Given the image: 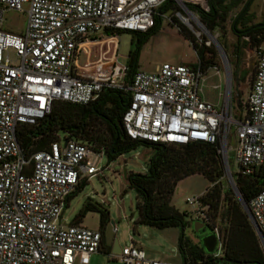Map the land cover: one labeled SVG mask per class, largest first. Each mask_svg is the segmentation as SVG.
I'll list each match as a JSON object with an SVG mask.
<instances>
[{
  "label": "built area",
  "instance_id": "2783aa9c",
  "mask_svg": "<svg viewBox=\"0 0 264 264\" xmlns=\"http://www.w3.org/2000/svg\"><path fill=\"white\" fill-rule=\"evenodd\" d=\"M164 1L0 0V264H75L87 254L103 252L98 228L61 218L75 184L101 169L102 149L81 139L66 138L63 143L57 138L46 149L26 155L15 139L17 126L35 123L53 100L83 104L105 88L126 90L129 100L121 125L129 138L158 144H217L223 171L230 175H250L264 167V44L252 49L253 75L239 118L228 115L225 93L219 107L202 97L200 81L208 68L218 74L215 64L201 70L198 63L162 62L150 71L136 68L128 80L125 64L115 61L92 74L75 72L78 44L84 38L114 29L144 32ZM172 2V16L197 44L209 46L207 35L213 34L197 17L190 23L180 18L195 12L186 3L206 11V0ZM7 11L25 13L21 32L2 27ZM230 128L234 172L226 157ZM185 202L204 217L198 196L186 197ZM244 204L254 233L262 237L264 185ZM103 253L122 264H180L146 258L130 238L128 245Z\"/></svg>",
  "mask_w": 264,
  "mask_h": 264
},
{
  "label": "trees",
  "instance_id": "16d2710c",
  "mask_svg": "<svg viewBox=\"0 0 264 264\" xmlns=\"http://www.w3.org/2000/svg\"><path fill=\"white\" fill-rule=\"evenodd\" d=\"M251 0H206L208 9L203 11L195 4L186 3V7L194 10L204 27L212 31L222 29L223 21L232 9L237 10L229 18V28L234 35L230 44V55L236 65L244 48L253 49L264 43V21L252 22L253 13L248 10ZM171 7L172 0L158 5L152 16V23L144 32L130 31L129 43L132 47L127 51L125 59V78L138 68L137 59L140 47L147 38L154 34L160 26L161 16ZM170 22L189 41L194 51L196 62L201 70L215 64L217 52L213 45L197 44L191 33L184 31L177 20L170 15ZM129 30H106V33ZM226 53V45L217 40ZM244 71H240L242 78ZM253 75V69H252ZM250 78V82L252 79ZM129 100V93L122 89L105 88L98 96L87 103H71L64 100H53L49 111L33 124H19L15 130V139L22 152L29 155L33 151L46 149L50 142L57 140V132L63 138H76L92 143L96 150L102 149L106 162L113 160L123 152L141 144L150 149L144 173L128 172L124 175L126 186L136 193L134 203L136 218L133 225L151 226L156 229L179 227L176 239V250L180 264H264V249L254 233L247 215L230 188L221 184L223 167L217 144L204 141H187L180 144H158L146 140L129 138L121 125V114ZM244 106V104H243ZM240 115H236L239 118ZM193 173L200 174L208 185L198 195L200 206L204 207L201 221L214 231L219 242L220 253H204L199 242L192 243L183 235L185 212L178 211L169 203V197L176 182ZM233 185L244 203L264 185V167H260L250 175L231 173ZM86 182L80 179L66 198L76 194ZM220 209V210H219ZM88 211L98 213V230L100 245L104 242L103 230L108 222V212L100 203L85 198L73 215L70 223L81 222ZM220 214L226 227L222 234L213 224ZM264 242V233L262 234ZM104 251L103 252H107Z\"/></svg>",
  "mask_w": 264,
  "mask_h": 264
},
{
  "label": "rangeland",
  "instance_id": "374dc122",
  "mask_svg": "<svg viewBox=\"0 0 264 264\" xmlns=\"http://www.w3.org/2000/svg\"><path fill=\"white\" fill-rule=\"evenodd\" d=\"M237 8L228 12L223 21L222 29L214 28L210 31L216 41H222L226 45V53L223 51L224 57L222 58L218 54L216 55L215 65L219 69L218 74L215 73L213 68H208L200 81L202 97L212 103H216L218 107L221 105L222 97L225 93L224 99L227 104V113L233 118H236V115H240L243 111L244 99L249 90L252 69L254 68L252 49L244 48L236 65L234 64V58L230 55V44L234 42V35L229 28V18ZM248 10L253 13L252 22L264 21V0H251ZM194 14L197 17L195 12ZM170 15L171 11L169 10L162 14L159 28L140 47L137 59L138 68L150 71L155 65L162 62L189 65L196 62V57L189 41L177 30L175 24L170 22ZM168 17L169 19H167ZM175 19L185 32L190 33L179 19ZM1 25L5 29L19 33L25 26V13L7 11L2 16ZM130 34V31H121L119 33L99 31L93 35V39L84 38L78 44L74 62L75 72L79 75H86L94 73L98 68L106 70L112 61H115L118 65H124L127 51L132 47L129 43ZM208 40L211 39L208 37ZM209 45L212 44L210 43ZM240 71H244L242 78L239 77ZM214 85L216 86L213 87ZM57 135L59 142H62L63 134L58 131ZM234 144L235 139L230 128L227 135L228 149L226 150V157L231 172L235 171V165L232 163L233 151L231 149ZM150 153V149L147 146L138 144L108 163L102 154L98 164L101 169L95 175L88 177L80 190L68 200L62 210L61 218L62 221L69 222L83 200L89 198L91 201L98 202L106 208L108 220H111L112 225L115 227L112 239L116 240L118 247L128 245L130 238L132 242L143 250L146 258L163 259L177 263L180 261V257L175 244L180 232L179 227L171 226L156 229L145 225L132 226L136 218L134 207L136 193L132 188L126 186L124 175L128 172L144 173ZM223 172L221 184L224 188H230L229 178L231 175L227 171ZM207 185L205 178L198 173H193L179 179L169 197L170 204L178 211L185 212L182 232L192 243L199 242L201 237L209 233V231L206 227L199 229L197 232L193 231L194 221H201L200 213L195 210L193 205L185 202V198L200 195ZM204 210L202 209L203 214H205ZM80 223L90 229L97 228L98 213L94 211L86 212ZM213 224L216 226L220 236L226 225L223 220L221 221L218 212ZM214 232L216 233V230ZM106 248L104 246L103 250L107 251ZM214 249L216 250L215 253H220L218 241ZM109 251H111L110 247L108 248ZM203 252L208 253L204 249ZM75 264L122 263L116 258H107L103 252H95L85 255L80 260H76Z\"/></svg>",
  "mask_w": 264,
  "mask_h": 264
},
{
  "label": "water",
  "instance_id": "95a60500",
  "mask_svg": "<svg viewBox=\"0 0 264 264\" xmlns=\"http://www.w3.org/2000/svg\"><path fill=\"white\" fill-rule=\"evenodd\" d=\"M213 47L215 48L216 52L218 53V55L222 58L224 57V52L221 48V46L219 45V43L216 41L215 38L211 39L210 40ZM66 142V138H63V143ZM229 182H230V188L231 190L233 191L234 193V196L236 197V199L238 200V202L240 203L243 211L245 212V214L247 215V218L250 222V216L246 210V207H245V204L244 202L241 200V198L239 197L238 195V192L236 191L234 185H233V181L231 179V177L229 178ZM112 221L111 220H108V222L106 223L105 227H104V230H103V235H104V242L108 245H110V249L111 251H117L118 250V245L116 243V240L115 239H112V231H111V227H112ZM203 227H206L207 230L209 231V233H207L206 235L202 236L201 239H200V244L202 246V248L208 252V253H212L213 250H214V247L218 241V237H217V234L214 232V231H211L207 225L202 222V221H194L193 223V231L194 232H197L199 229L203 228ZM256 236L258 237L263 249H264V242L262 240V237L259 235V234H256Z\"/></svg>",
  "mask_w": 264,
  "mask_h": 264
},
{
  "label": "bare ground",
  "instance_id": "6f19581e",
  "mask_svg": "<svg viewBox=\"0 0 264 264\" xmlns=\"http://www.w3.org/2000/svg\"><path fill=\"white\" fill-rule=\"evenodd\" d=\"M182 21H185L187 23H190L192 21H196V16L195 14L191 13V12H186L185 15L180 17ZM210 39H213L214 36L213 35H207Z\"/></svg>",
  "mask_w": 264,
  "mask_h": 264
}]
</instances>
